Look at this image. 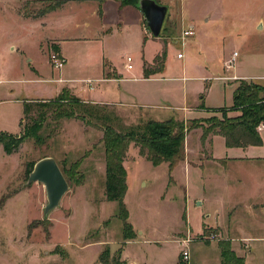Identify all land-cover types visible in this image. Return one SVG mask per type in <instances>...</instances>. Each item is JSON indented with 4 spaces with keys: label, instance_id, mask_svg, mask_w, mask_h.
<instances>
[{
    "label": "rangeland",
    "instance_id": "374dc122",
    "mask_svg": "<svg viewBox=\"0 0 264 264\" xmlns=\"http://www.w3.org/2000/svg\"><path fill=\"white\" fill-rule=\"evenodd\" d=\"M55 1L60 0H0V133H20L22 106L26 100L38 97L53 100L61 90L77 97L76 90L56 83L60 70L52 69L50 57L54 43L47 39L55 36L68 39L71 35L98 39V21L89 12L64 14L60 10L62 13L53 18L52 25L49 22L46 25L38 19L48 17L57 9L41 17L37 15ZM154 1L166 6L168 11L157 38H171L167 45L156 41L148 51L145 49V62L146 56L150 57L160 44L167 53V58L165 55L151 67L167 62L174 70L178 66L176 53L193 47H176L175 38L181 37L183 30L191 29L198 35L202 58L206 63V58L209 60L211 73L222 74L220 77L234 74L233 68L224 72L219 55L226 61L236 52L237 74L264 76V0ZM67 3L58 10L64 9ZM62 26L65 31H58ZM115 40L116 37L111 40L109 53L121 66L134 65L135 59L128 63V52L118 42L114 43ZM85 42L64 43L68 44L63 54L70 62L68 69L72 76L84 78L97 74L95 65L80 69L83 59H94L100 54L95 42ZM145 62L143 65L147 68L149 65ZM109 70L111 67L107 64L105 72ZM191 73L198 75L197 67L193 66ZM86 84L88 88L97 85ZM212 84L219 86L222 82L214 80ZM107 107L127 127L143 123L134 121L135 117L127 113L121 114L116 107ZM226 117L232 116L227 112ZM212 118L221 119V112L213 109L205 118L190 120L186 125H200ZM45 125L40 133L43 144L39 146L29 139L8 155L0 146V264H220L219 241H228L245 264H264V239H259L264 236V226H259L264 221V212L260 213L264 205H253L252 211L247 209L248 203L260 201L252 190L250 176L260 174L261 169L257 172L243 167L229 171L232 186L248 187L247 191L253 192L245 195L243 189L242 195L234 193L228 197L221 180H214L210 185L204 183L206 172L188 168L186 160L169 171L167 164L152 166L130 146L123 163L127 186L123 201L126 223L133 234L131 239L124 240L125 226L118 217V205L105 200L102 133L74 119L58 124L47 120ZM197 145L198 137L186 138L185 148L191 159L197 157ZM208 156L206 152L200 162ZM45 157L56 161L68 187L58 207L47 214L44 213L45 188L41 183H28L26 172L27 164ZM193 161L189 162L191 166L199 163ZM237 178L243 180L241 184L232 182ZM199 195L205 199L203 204L194 202ZM236 201L242 205L232 209L229 204ZM185 245L190 251L188 261L181 258Z\"/></svg>",
    "mask_w": 264,
    "mask_h": 264
},
{
    "label": "crops",
    "instance_id": "0c3cea01",
    "mask_svg": "<svg viewBox=\"0 0 264 264\" xmlns=\"http://www.w3.org/2000/svg\"><path fill=\"white\" fill-rule=\"evenodd\" d=\"M60 10H62L64 14L77 12L92 13L98 21L96 28L98 39L92 40V38H83L73 35L69 36L68 39L57 36L47 39V41L54 43V45L59 48L60 57L62 61H64V65L59 71V76L55 79L56 83L60 85L59 87H61V85H67L70 86L72 90H76L77 97L83 102L86 101L92 104L116 107L118 111L120 110L119 112H121V114L127 113L132 117L134 116V121L141 120L144 122L152 120L164 122L168 119H176L188 123L190 120L205 118L209 111L211 112L213 109L218 110L231 107L233 93L238 83L236 81L246 80L264 86V76L256 77L249 74L239 75L236 73L234 66L233 69L235 72L229 76L231 79L226 81L220 80L219 78L222 74L211 73L209 60L206 58V63L202 58V45L200 42H197L198 35H194L183 42L179 40L180 36H178V38L176 37V41L174 40L176 47L181 46L182 48H186L189 45H193V47L189 46L190 48L185 50V52H179L181 54L179 58H177L179 53H176L174 58L176 62H178V66L175 67L174 70L165 62L160 72L151 74L147 77L143 72L145 49L148 51L149 47L155 45L156 41H162L167 45L168 43L166 42L171 37L152 38L153 36L149 34V29L143 23L144 16L138 9H135L133 6L123 7L115 0H107L100 5L93 0H83L82 2L69 1L64 6V9H57V11L50 13L48 17L38 20L44 21L43 23H46V25L49 22L51 26L52 22H54L53 18L58 17L59 13H62ZM110 13L114 15L113 18L110 17ZM49 19L51 20L48 21ZM183 21H185V19H183ZM64 27L65 26L60 27L58 31H65ZM55 28L57 27L55 26ZM115 37L117 40H115L114 43L118 42L120 48L128 52L126 55L131 60L135 59V64H132L130 70L127 69L128 65H119L114 55L108 51L111 42H113L111 40L112 38L115 39ZM192 38L194 39V43L190 42ZM62 40L65 41L64 43L69 42L68 44H79L78 42L84 41H87L85 43L91 44L89 42L93 41L96 43L95 45H98V50H100L99 56H96L94 59L89 57L90 59L80 60L82 63L80 69L82 70L91 68V65H95V70L97 72L96 76H85L84 78L72 76V71H69L71 69H68L70 62L67 61L65 54H63V48L68 44L62 43ZM174 43L173 45H175ZM198 46L199 48L195 49V47ZM163 47L164 45L160 44L158 50L150 55V57H148V55L146 56L147 62L145 63H148L149 68H151V65L154 66L155 58L163 52ZM12 49H15V47H11V50ZM219 59L221 60L219 65L223 66L224 62H226L225 57L219 55ZM107 64L111 67L108 73L107 71L105 72ZM193 66L197 67L198 75L194 76L191 73ZM33 70L36 72L35 69ZM214 80L222 82V84L214 86L212 84ZM87 82H93L97 85L88 88ZM215 90H218L216 97L213 96ZM56 94L57 92L55 95ZM83 95L85 98L82 97ZM202 96L203 98L201 99ZM213 97L217 100H213ZM38 99L49 98L38 97L30 100ZM228 114L232 117L239 115V113L235 111H229ZM201 134V127H197L185 135L186 138L191 135L199 139V145H197V150L195 151L197 152L196 158L191 159L188 156V151H186L184 144L185 160L188 168L193 167L196 168V170L200 169L202 172L205 171L207 176L202 179L204 183L208 185L213 183L214 180L219 182L221 180V182L225 184L228 197L234 193L235 195H242L245 190V195H250L254 191L255 194H258L260 201L257 204L248 203L249 206H247V209L249 211H252L251 206L253 205H264V130L259 131V135H261L262 138V144L259 147L248 146L244 148L227 149L224 145V139L221 136L213 134L205 141H202ZM217 142L218 147L216 148L215 144ZM206 152L209 153L208 158L200 162V157L206 155ZM192 160H194L193 162L195 163L199 161V163H197L196 166H191L189 162ZM184 161L182 162L184 163ZM243 167L251 171L255 169L257 172H260L261 169L260 174L253 175L252 173L250 176L253 183V191H247L248 187L245 189L242 188V186H232V183L228 179L229 171H234L236 168L241 169ZM206 179L209 181L206 182ZM241 181L243 180L237 178L232 182H234V184H241ZM209 187H211V189L215 188L214 186H207L208 189ZM194 202L203 204L205 199L199 195L194 199ZM241 205L242 203H240V201L230 202L229 204L232 209L235 207L238 208ZM261 212L263 213L264 210L261 209L260 213ZM260 223V227L264 226V221ZM259 239H264V236L262 235Z\"/></svg>",
    "mask_w": 264,
    "mask_h": 264
},
{
    "label": "trees",
    "instance_id": "16d2710c",
    "mask_svg": "<svg viewBox=\"0 0 264 264\" xmlns=\"http://www.w3.org/2000/svg\"><path fill=\"white\" fill-rule=\"evenodd\" d=\"M67 1L69 0L53 2L48 10L41 11L37 17L58 9ZM93 1L100 5L107 0ZM115 1L123 7L133 6L138 9L139 0ZM143 23L145 24V20ZM51 50L59 53V48L55 45ZM165 55L166 52L163 51L161 57L155 58L154 63L160 62ZM162 67V65L151 68L144 66V75L148 77L160 72ZM107 106L83 102L67 90H61L53 100H26L22 106L23 118L19 124L21 125L20 133H0V146L4 154L8 155L16 152L29 139L38 146L43 144L40 133L46 126L47 120L58 124L62 120L74 119L97 128L102 133L105 200L118 205V217L121 218L125 226L124 240L131 239L133 234L131 226L126 223L128 217L123 201L127 191L126 170H124L123 163L127 158L126 152L130 146L135 147L137 154L152 166L167 164V169L172 171L185 160V135L198 126L202 129V141L212 134L218 135L224 139L227 149L259 147L262 144V138L257 132V128L260 123L264 122V86L246 80L237 83L232 97V106L217 110L222 114L221 119L203 120L200 125L192 123L191 126H187L182 120L168 119L164 122L149 120L127 127L114 110H107L109 109ZM229 111L238 112L239 115L233 118L226 117ZM34 164H27V174H30ZM218 246H220V264H245L243 258L235 255L228 241H219Z\"/></svg>",
    "mask_w": 264,
    "mask_h": 264
},
{
    "label": "water",
    "instance_id": "95a60500",
    "mask_svg": "<svg viewBox=\"0 0 264 264\" xmlns=\"http://www.w3.org/2000/svg\"><path fill=\"white\" fill-rule=\"evenodd\" d=\"M138 10L143 14L145 25L153 37H158L167 14L164 5H158L154 0H139ZM28 183H41L46 192L44 213L56 209L59 201L67 192L68 187L62 172L53 158L45 157L36 162L27 179Z\"/></svg>",
    "mask_w": 264,
    "mask_h": 264
},
{
    "label": "built area",
    "instance_id": "2783aa9c",
    "mask_svg": "<svg viewBox=\"0 0 264 264\" xmlns=\"http://www.w3.org/2000/svg\"><path fill=\"white\" fill-rule=\"evenodd\" d=\"M193 35H194V32L192 30L183 31L182 36L180 37V40L183 42L187 38L193 37ZM179 57H181L180 53L177 55V58H179ZM50 59H51V62H52V69L54 68L56 70H61V68L64 65V61H62V59L60 57V54L56 53V52H53L51 57H50ZM236 59H237V53L233 52L230 55V58L227 59L225 64L223 65L224 72L230 71L233 68ZM126 60H127L128 63L132 62V60L129 57H127ZM131 68H132L131 65L127 66L128 70H130ZM219 79L223 80V81H226V80H230L231 78L229 76H226V77L223 76V77H220ZM261 130H264V122L259 124V126L257 128V132L259 133V131H261ZM185 247L186 248L184 249V251L181 254V258H182L183 261H188L189 260V256H190V251H189V248L186 245H185Z\"/></svg>",
    "mask_w": 264,
    "mask_h": 264
}]
</instances>
